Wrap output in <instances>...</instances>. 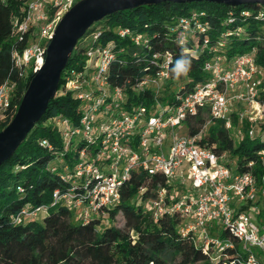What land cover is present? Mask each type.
Instances as JSON below:
<instances>
[{
    "label": "built area",
    "instance_id": "1",
    "mask_svg": "<svg viewBox=\"0 0 264 264\" xmlns=\"http://www.w3.org/2000/svg\"><path fill=\"white\" fill-rule=\"evenodd\" d=\"M15 1L17 11L9 19L10 37L21 42L29 36L31 42L20 51L12 48L10 60L21 73H34L43 62L54 27L76 0ZM6 2L0 0V4ZM241 14L248 16L246 11ZM260 18L264 19V12L257 14ZM176 21L178 44L195 33L203 36V78L188 91L160 100L157 93L167 79L171 57L166 52L152 53L156 73L129 86V92L136 95L152 89L149 107L142 103L141 95L139 100H129L125 88L112 86L105 79L109 65L123 53V46L116 41L139 46L145 43L142 36L119 27L114 30L116 41L99 42L98 33L86 40L83 68L71 71L64 83V89L74 91L81 103L77 121L73 126L65 120L58 124L61 148L54 157L58 162L65 153H72L75 163L65 179L68 187L55 189L49 206L60 204L85 222L115 203L119 188L132 171L159 175L169 188H159L145 201L137 200L152 218L177 214L179 234L189 235L214 264H261V259L264 264V211L259 209L264 203L262 178L257 185L250 171L234 172L224 152L216 155L197 144L216 123L228 133L233 119L235 124L246 121V135L253 136L252 126L264 123V103L259 100V92L264 91V69L255 62L254 48L230 57L223 52L227 39L237 36L238 29L219 33L211 45L202 12L193 11ZM13 91L11 81L0 83V119ZM233 108L241 112L234 115ZM197 112H205V121L197 133L188 135L183 124ZM233 135L240 137L241 132ZM38 145L52 148L46 140ZM257 159L264 168V149L257 153ZM247 167L251 168L252 162ZM142 192L139 189L136 194ZM45 210L43 206L22 208L9 220H33ZM253 210L257 212L254 221L247 215ZM217 227L225 237L218 236ZM226 249L233 251L230 260L222 255Z\"/></svg>",
    "mask_w": 264,
    "mask_h": 264
},
{
    "label": "trees",
    "instance_id": "2",
    "mask_svg": "<svg viewBox=\"0 0 264 264\" xmlns=\"http://www.w3.org/2000/svg\"><path fill=\"white\" fill-rule=\"evenodd\" d=\"M16 11L15 0L0 4V83L8 80L14 84L9 107L0 119V131L11 120L33 75L31 70L21 73L10 60L12 48L20 51L31 42L29 36L21 42L10 37L9 19ZM193 11L203 13V19L209 25L207 37L211 45L219 33L238 29L237 36L227 39L223 52L230 57L254 48L255 62L264 69V19H257V14L264 12V6L164 2L113 13L92 24L72 49L61 72L57 93L44 113L13 154L0 164V264H214L198 245L193 244L189 235L179 234L177 214L152 218L144 210L143 203H137L139 199L152 198L159 188H169L159 175L132 171L119 188L115 203L103 207L85 222L78 218L77 222H72L74 213L60 204L49 206L51 193L68 187L69 182L65 179L69 178L75 163L72 153H65L58 162L54 157L61 148L58 124L65 120L73 126L77 121L81 103L74 91L64 89V83L71 71L83 68L86 40L98 33L99 42L116 41L114 30L119 27L142 36L145 43L139 46L116 41L123 46V53L109 65L105 79L112 86L125 88L129 100H139L141 95L142 103L149 107L147 100L154 96L152 89H143L136 95L129 92V86L156 73L152 53L166 52L171 57L167 79L157 93L160 100L188 91L203 78L201 62L206 55L200 49L203 36L195 33L178 44L176 20ZM245 11L246 17L241 14ZM178 60L184 64V70L174 73ZM259 100L264 103V91L259 92ZM205 118V112L188 116L183 124L184 132L188 135L197 133ZM254 127L257 132L248 137L246 125H242L244 136L238 137L234 144L227 131L216 123L197 140V144L211 149L216 155L224 152L228 161H235L234 172L250 171L259 185L261 178L264 183V168L257 159V153L264 149V123L257 122ZM41 140H46L51 150L39 146ZM249 162H252L251 168L247 167ZM139 189H143L141 195L136 194ZM38 206L46 210L36 219L19 223L9 220V216L22 208ZM117 214L122 218L120 228L110 225ZM218 236L222 238L226 234L221 231ZM99 248H103L101 254L96 251ZM222 255L230 260L233 251L226 249Z\"/></svg>",
    "mask_w": 264,
    "mask_h": 264
},
{
    "label": "water",
    "instance_id": "3",
    "mask_svg": "<svg viewBox=\"0 0 264 264\" xmlns=\"http://www.w3.org/2000/svg\"><path fill=\"white\" fill-rule=\"evenodd\" d=\"M164 2L264 6V0H77L54 27L40 68L29 79L11 120L0 131V164L13 154L44 113L56 94L61 72L72 49L92 24L113 13Z\"/></svg>",
    "mask_w": 264,
    "mask_h": 264
},
{
    "label": "rangeland",
    "instance_id": "4",
    "mask_svg": "<svg viewBox=\"0 0 264 264\" xmlns=\"http://www.w3.org/2000/svg\"><path fill=\"white\" fill-rule=\"evenodd\" d=\"M232 112H233V114L235 115V114H237V112H241V110H240V109L233 108V109H232ZM233 120H234V119H233ZM233 120H232V121H233ZM242 125H246V127H247V122H246V121L242 122ZM242 125H241V123L239 124V122H238L237 124H235V123L233 122V123H232V129L228 131V136L230 137V139H232V141L234 142V144L237 143V140H238L239 138H241V137L244 136V132H243V129H242ZM252 131H253V133H256V132H257V128L254 127V126H252ZM237 132H238V133L241 132V135H240L239 138H238V137H235V136L233 135V133L236 134ZM236 136H237V135H236ZM229 165H230V168H231L232 170H234V167H235V161H234V160H231V162H230ZM259 209H262V210L264 211V203L261 204V205L259 206ZM256 213H257V212L254 211V210H253V211H248V212H247V215H248V217H249L252 221H254V220H255V214H256ZM71 220H72V222H74V223L77 222V217H76V215H72ZM110 225H111L112 227H115V228H120V227H122V218H121V216H120L119 214H117V215L114 217V219L112 220V222L110 223ZM219 232H221V228H220V227H217V233H219ZM96 251H97V253L101 254V252L103 251V248H99V249H97ZM261 264H263L262 259H261Z\"/></svg>",
    "mask_w": 264,
    "mask_h": 264
},
{
    "label": "clouds",
    "instance_id": "5",
    "mask_svg": "<svg viewBox=\"0 0 264 264\" xmlns=\"http://www.w3.org/2000/svg\"><path fill=\"white\" fill-rule=\"evenodd\" d=\"M182 55H184V54H182ZM183 70H184V64L179 60L176 61L175 67L173 68V72L177 73V72H182Z\"/></svg>",
    "mask_w": 264,
    "mask_h": 264
}]
</instances>
